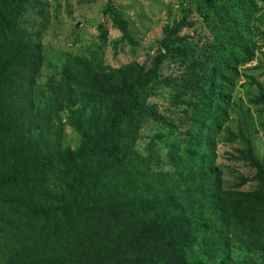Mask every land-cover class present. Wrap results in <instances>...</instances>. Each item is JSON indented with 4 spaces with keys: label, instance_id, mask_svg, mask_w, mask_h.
Returning a JSON list of instances; mask_svg holds the SVG:
<instances>
[{
    "label": "trees",
    "instance_id": "obj_1",
    "mask_svg": "<svg viewBox=\"0 0 264 264\" xmlns=\"http://www.w3.org/2000/svg\"><path fill=\"white\" fill-rule=\"evenodd\" d=\"M187 4L149 61L67 53L39 83L45 47L25 18L45 4L0 0V264H241L238 252L264 264L259 131L232 101L243 75L258 84L249 101L264 131V82L244 74L264 66V0ZM104 14L137 45L112 0ZM99 31L107 43L108 22ZM235 110L238 132L226 128ZM222 133L255 171L233 187Z\"/></svg>",
    "mask_w": 264,
    "mask_h": 264
},
{
    "label": "rangeland",
    "instance_id": "obj_2",
    "mask_svg": "<svg viewBox=\"0 0 264 264\" xmlns=\"http://www.w3.org/2000/svg\"><path fill=\"white\" fill-rule=\"evenodd\" d=\"M45 5L44 12L32 10L26 16L25 26L36 32L35 40L41 42L44 47L45 60L40 72L39 83H45L54 74L64 60L65 54L73 53L86 58L99 55L113 67H120L127 63L138 61L147 62L156 53L160 42L164 37V27L186 16L189 9L187 2L190 0H112L113 5L119 10L127 21L128 27L137 40V45L121 42L122 34L113 28L112 22L104 14L109 0H41ZM192 9V8H191ZM190 10V9H189ZM191 20L198 22V30L204 36L208 27L203 25L196 13L188 15ZM108 22V42L103 44L100 38L99 25ZM34 25L35 28L31 26ZM202 27L204 28L202 30ZM195 35L194 29H186L182 35ZM115 42H118L117 46ZM261 64L264 65V55ZM242 66H257L261 60ZM264 66L262 69L251 70L250 76L259 77L264 82ZM258 81V80H257ZM259 82V81H258ZM258 84L251 82L245 75L237 81L232 101L248 110V119L252 130L259 131L255 135L260 157L264 160V131L261 130V118L258 116V108L250 104V99L258 94ZM161 99V98H160ZM164 99H161L163 101ZM238 111L231 113V122L227 129L238 132ZM68 132L70 130L68 129ZM225 133L218 138L217 162L222 166L227 187H233L240 182L239 177L253 178L255 171L243 163L234 162L230 154L239 144H228L222 139ZM239 147H238V146ZM255 182L250 181L242 187L250 190ZM236 259L241 264L249 261L245 254L236 253Z\"/></svg>",
    "mask_w": 264,
    "mask_h": 264
}]
</instances>
